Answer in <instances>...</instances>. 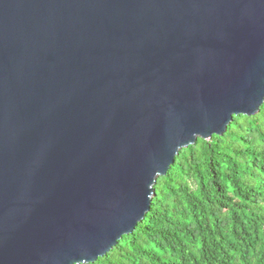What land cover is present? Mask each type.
I'll use <instances>...</instances> for the list:
<instances>
[{"label":"water","instance_id":"1","mask_svg":"<svg viewBox=\"0 0 264 264\" xmlns=\"http://www.w3.org/2000/svg\"><path fill=\"white\" fill-rule=\"evenodd\" d=\"M263 103L264 0H0V264L96 262Z\"/></svg>","mask_w":264,"mask_h":264},{"label":"trees","instance_id":"2","mask_svg":"<svg viewBox=\"0 0 264 264\" xmlns=\"http://www.w3.org/2000/svg\"><path fill=\"white\" fill-rule=\"evenodd\" d=\"M90 264H264V103L182 149L143 221Z\"/></svg>","mask_w":264,"mask_h":264}]
</instances>
